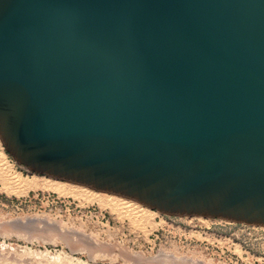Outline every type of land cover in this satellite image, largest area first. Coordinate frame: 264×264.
Listing matches in <instances>:
<instances>
[{
  "label": "water",
  "instance_id": "water-1",
  "mask_svg": "<svg viewBox=\"0 0 264 264\" xmlns=\"http://www.w3.org/2000/svg\"><path fill=\"white\" fill-rule=\"evenodd\" d=\"M19 167L264 229V0H0Z\"/></svg>",
  "mask_w": 264,
  "mask_h": 264
},
{
  "label": "rangeland",
  "instance_id": "rangeland-1",
  "mask_svg": "<svg viewBox=\"0 0 264 264\" xmlns=\"http://www.w3.org/2000/svg\"><path fill=\"white\" fill-rule=\"evenodd\" d=\"M2 158L23 182L14 193L0 178V264H53L56 257L61 264H264L263 228L167 216L85 187L74 195L72 184L16 165L0 143ZM31 182L37 185L27 189ZM107 196L135 203L140 219Z\"/></svg>",
  "mask_w": 264,
  "mask_h": 264
},
{
  "label": "bare ground",
  "instance_id": "bare-ground-1",
  "mask_svg": "<svg viewBox=\"0 0 264 264\" xmlns=\"http://www.w3.org/2000/svg\"><path fill=\"white\" fill-rule=\"evenodd\" d=\"M0 178H1V180L3 181V183H6V184H8V185H10L11 186V188L13 189L12 190V192H14V193H17L18 191H16L17 189H18V187L19 186H21V184H22V180L20 179V177H19V175H17L16 173L14 174L13 173V175L11 174V171L10 170H12V169H10L9 167H8V165H7V163L4 161V159L2 158V159H0ZM35 183V182H34ZM31 184H32V182H31ZM51 184V183H50ZM26 185V184H25ZM37 185V184H36ZM36 185H30L29 184V186L27 185V186H25V187H27V189L28 188H35V186ZM45 185H46V183H45ZM47 185H48V183H47ZM67 185V184H66ZM72 186V185H71ZM70 185H67V188L68 189H70V190H73L74 191V195H75V191H76V193L77 192H79V194L80 193H82V194H85V193H87V191L85 190V189H83V188H81V187H71ZM23 187V186H22ZM44 187H47V186H44ZM49 187V186H48ZM53 187V186H52ZM54 189H57L58 190V188H59V190H62L61 189V186L60 185H58V184H56V185H54V187H53ZM21 189V188H20ZM26 189V188H25ZM56 190V191H57ZM67 190V189H66ZM66 190H64V191H66ZM69 190V191H70ZM59 192V191H58ZM57 192V193H58ZM71 192V191H70ZM60 193V192H59ZM88 194H90V196L92 195V196H98L97 194H94V193H88ZM78 196V195H77ZM84 196V195H83ZM103 196V195H102ZM99 197V196H98ZM106 197V196H105ZM96 198V197H95ZM100 198V197H99ZM98 198V199H99ZM103 198V197H102ZM107 198L109 199H107V201H110L111 203H112V205H114V207L115 206H121L122 208H124V209H126V210H128V212L130 211L131 213H130V216H132L133 218H139L138 216V214L135 212V209H137L138 207L136 206V204L135 203H132V202H129V201H126V200H122V199H119V198H116V197H109V196H107ZM97 201V200H96ZM104 201H106V200H104ZM99 202V201H98ZM100 203V202H99ZM102 203V202H101ZM105 203V202H104ZM109 203V202H108ZM108 203L106 204V205H108ZM111 203H110V205H111ZM114 209V208H113ZM122 210V209H121ZM139 210H140V208H139ZM138 211V210H137ZM142 211V210H141ZM144 211H146V210H144ZM129 215V214H128ZM146 216V215H145ZM128 218V217H127ZM132 218V219H133ZM140 219V218H139ZM131 221V220H130ZM139 223V222H138ZM67 241V240H66ZM70 244V242H69V240H68V242H67V244ZM72 244V243H71ZM71 244H70V246H69V248L72 250V246H71ZM74 246V245H73ZM80 246H82V245H80ZM87 248H89L88 246H87ZM83 249V248H82ZM74 250V249H73ZM83 250H85V249H83ZM90 249H86L85 251H89ZM89 253V252H88ZM87 253V254H88ZM90 254V253H89ZM34 256V255H33ZM43 256V255H42ZM30 257V256H29ZM41 257V256H40ZM45 257H46V255H45ZM31 258V257H30ZM33 258V257H32ZM31 258V259H32ZM38 258V257H37ZM36 258V259H37ZM65 258V257H64ZM35 259V258H34ZM41 259H43V261H44V258H42L41 257ZM52 259V258H51ZM39 260H40V258H39ZM48 260V259H47ZM46 260V261H47ZM74 260V259H73ZM38 261V260H37ZM64 261V260H63ZM2 262V261H1ZM4 263H5V261H3ZM39 262V261H38ZM55 262V263H54ZM53 262V264H61V263H63L62 262V259L60 258V257H56L55 258V261ZM3 264V263H2ZM5 264H7V263H5ZM9 264V263H8ZM12 264V263H11ZM15 264V263H14ZM28 264V263H27ZM29 264H30V261H29ZM41 264H42V262H41ZM45 264H47V263H45ZM50 264V263H49ZM66 264H71V262H67ZM76 264H85V263H83V262H81V261H77V263Z\"/></svg>",
  "mask_w": 264,
  "mask_h": 264
}]
</instances>
